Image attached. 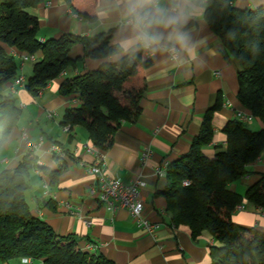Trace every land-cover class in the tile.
<instances>
[{
  "label": "crops",
  "instance_id": "crops-1",
  "mask_svg": "<svg viewBox=\"0 0 264 264\" xmlns=\"http://www.w3.org/2000/svg\"><path fill=\"white\" fill-rule=\"evenodd\" d=\"M199 4L202 15L190 19L186 26L189 47L194 54L190 56L185 52L179 60L173 59L167 51L151 55L144 72L146 86L140 100V115L134 123L120 126L113 145L106 151L93 145L83 127L73 128L68 133L63 131L61 122L65 110L79 105L80 101L76 93L62 95L59 92L66 77L93 70L106 59L82 58V46L75 45L71 58H81L37 94L25 85L14 87L13 82L0 89V99L12 94L21 110L15 127L0 147V171L15 167L30 150L43 169L56 171L62 165L54 182L42 169L31 168L25 191L31 212L57 234L76 236L82 249L102 254L112 264L212 263L209 246L217 243L209 232L202 231L193 237L187 225H172L166 199L161 194L166 175L158 171L190 150L206 115H209L213 133L211 141L201 150L206 157L213 158L226 147L223 132L226 123L237 119L238 113L251 114L237 97L240 66L206 22V0H199ZM262 4L264 0H234V5L240 9ZM113 5L114 0H95L96 20L93 22L78 16L64 0H48L31 11L38 17L40 40L68 32L82 36L110 33L112 42L119 45L124 33L118 26V17L111 11ZM101 13L108 14L102 17ZM130 51L133 50L127 52ZM22 54L16 53L15 57L20 70L18 76L26 83L32 75L33 62L29 61L32 65L26 69L27 62L21 65ZM34 58L35 61L40 59L41 53L34 54ZM216 103L219 107L213 109ZM250 123L253 130L263 127L258 117H252L247 125ZM54 143L66 153L60 161L50 151ZM97 155L108 175L125 184L136 180L144 182L139 195L144 201V216L158 224L155 236L139 227L126 208L111 211L90 194L95 176L87 167L95 163ZM248 169L252 175L230 184V189L243 196L257 174L264 172V152ZM44 183L49 184L51 197L44 194ZM233 220L241 226L264 231V211L246 197L234 211ZM88 244L93 247L88 248ZM0 264H43V261L17 257Z\"/></svg>",
  "mask_w": 264,
  "mask_h": 264
},
{
  "label": "trees",
  "instance_id": "trees-1",
  "mask_svg": "<svg viewBox=\"0 0 264 264\" xmlns=\"http://www.w3.org/2000/svg\"><path fill=\"white\" fill-rule=\"evenodd\" d=\"M47 1L0 0V89L18 76L16 53H41L25 83L33 94L81 58H71L75 45L82 46V58L106 59L93 70L66 77L59 88L62 95L78 94L80 101L65 110L61 124L69 125L70 130L83 127L93 145L106 151L120 126L134 123L140 115L149 60L142 51L123 53L110 33L82 36L68 32L40 40L38 17L31 10ZM64 2L81 18L96 20L95 0ZM204 18L240 66L238 100L263 127L253 130L239 119L229 120L223 128L225 149L208 158L201 150L213 133L206 115L190 150L168 164L161 194L173 226L187 225L193 237L202 231L211 234L217 243L209 246L211 264H264V231L233 220L243 197L264 211V172L257 174L244 196L230 189L234 181L252 175L248 166L264 152V4L240 9L234 0H206ZM218 107L216 103L213 109ZM20 114L12 94L0 99V147ZM36 161L30 150L15 167L0 171V262L20 257L43 264H112L102 254L82 249L76 236L57 234L31 212L25 191ZM39 168L51 182L63 169L62 165L56 171ZM185 180L188 185L183 184Z\"/></svg>",
  "mask_w": 264,
  "mask_h": 264
},
{
  "label": "clouds",
  "instance_id": "clouds-1",
  "mask_svg": "<svg viewBox=\"0 0 264 264\" xmlns=\"http://www.w3.org/2000/svg\"><path fill=\"white\" fill-rule=\"evenodd\" d=\"M111 11L124 33L119 42L123 51H168L175 60L185 52L194 54L186 26L202 15L199 0H114Z\"/></svg>",
  "mask_w": 264,
  "mask_h": 264
},
{
  "label": "built area",
  "instance_id": "built-area-1",
  "mask_svg": "<svg viewBox=\"0 0 264 264\" xmlns=\"http://www.w3.org/2000/svg\"><path fill=\"white\" fill-rule=\"evenodd\" d=\"M168 52V51H167ZM172 57L171 53L168 52ZM144 58L149 59L152 54L146 53L142 51ZM31 61L34 62V55L31 54H22L21 55V65L26 62ZM25 85L24 79L22 76H17L13 80V86H21ZM251 114L246 113H238L237 119L240 121L247 123L252 119ZM63 131L68 133L70 131L69 125L62 126ZM26 134L24 133V136ZM26 137V136H25ZM50 151L52 154L60 157H64L66 154L62 147L58 144H52ZM146 154V152H144ZM37 170L40 168V162L36 161V165L34 166ZM168 164H164L162 168L158 171L160 174L166 175ZM88 171L95 176V182L90 188V194L94 196L99 203L105 206L107 209L111 211H115L118 208H126L130 213L133 220L136 224L148 231L152 236H155V233L158 229V224L149 221L144 216V201L139 195V188L144 185V182L141 180H136L129 184L123 183L120 179L114 178L106 173V170L102 166L101 158L99 155L96 156V161L92 165L87 167ZM184 185H188L189 181L185 180L183 182ZM44 194L48 196H52V192L50 190V186L47 183L43 184ZM88 248L93 247L92 244L87 245Z\"/></svg>",
  "mask_w": 264,
  "mask_h": 264
},
{
  "label": "rangeland",
  "instance_id": "rangeland-1",
  "mask_svg": "<svg viewBox=\"0 0 264 264\" xmlns=\"http://www.w3.org/2000/svg\"><path fill=\"white\" fill-rule=\"evenodd\" d=\"M26 62H27V63L25 64V68H26V69H28V68H30V67H31L32 63H31V62H29V61H26ZM18 71L20 72V70H19V69H18ZM251 125H252L251 123H250V125L248 124V127H249V128H251Z\"/></svg>",
  "mask_w": 264,
  "mask_h": 264
}]
</instances>
